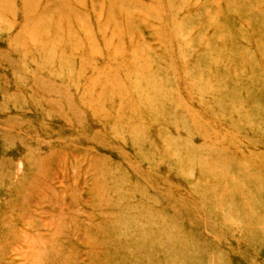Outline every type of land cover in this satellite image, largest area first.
<instances>
[{
    "label": "rangeland",
    "instance_id": "1",
    "mask_svg": "<svg viewBox=\"0 0 264 264\" xmlns=\"http://www.w3.org/2000/svg\"><path fill=\"white\" fill-rule=\"evenodd\" d=\"M0 264H264V0H0Z\"/></svg>",
    "mask_w": 264,
    "mask_h": 264
}]
</instances>
